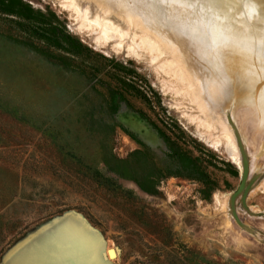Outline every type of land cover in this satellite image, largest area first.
<instances>
[{
  "label": "rangeland",
  "instance_id": "374dc122",
  "mask_svg": "<svg viewBox=\"0 0 264 264\" xmlns=\"http://www.w3.org/2000/svg\"><path fill=\"white\" fill-rule=\"evenodd\" d=\"M70 6L108 17L124 47L97 42ZM201 8L229 37L212 55L191 37ZM246 24L264 45V0H0V264L30 243H70L69 219L93 250H116L109 264H264V113L247 103L243 63L260 76L254 99L264 64L232 42ZM147 34L165 46L155 62L128 51ZM163 61L180 65L181 85Z\"/></svg>",
  "mask_w": 264,
  "mask_h": 264
},
{
  "label": "bare ground",
  "instance_id": "6f19581e",
  "mask_svg": "<svg viewBox=\"0 0 264 264\" xmlns=\"http://www.w3.org/2000/svg\"><path fill=\"white\" fill-rule=\"evenodd\" d=\"M189 1V0H188ZM185 2V1H184ZM187 2V1H186ZM140 3V2H139ZM191 3V2H190ZM194 5V4H193ZM69 6V5H68ZM141 6V5H140ZM71 8H72V10L73 11H75L77 14H78V18H79V20H80V22H81V28L82 29H85V30H87V31H90V32H97L98 33V39H97V42H99V43H103V42H115V47H117V48H119V49H121V48H123L124 46H123V42H124V40L126 39V32L123 30V29H119L116 25H115V23L114 22H112V21H110V19L108 18V17H104V18H94L93 16L92 17H90L88 14H87V17H86V13L84 14V13H82V11L78 8V7H75V6H70ZM145 7V6H144ZM148 8V7H147ZM149 9H151V8H149ZM156 9V8H155ZM195 9V8H194ZM157 10V9H156ZM159 12L161 11V10H158ZM256 11V10H255ZM107 12V11H106ZM158 12V13H159ZM171 12V11H170ZM241 12H243V11H241ZM253 12V11H252ZM151 13H153V12H151ZM156 13V12H155ZM106 14V13H105ZM130 14V13H129ZM184 14V13H183ZM131 15V14H130ZM129 15V16H130ZM158 15V14H157ZM156 15V16H157ZM163 15V14H162ZM192 15V14H191ZM89 16V17H88ZM107 16V15H106ZM128 16V17H129ZM154 16V15H153ZM185 17V16H184ZM254 17V16H253ZM155 18V17H154ZM160 18H162V17H160ZM132 19V18H131ZM139 19V18H138ZM167 19V18H166ZM169 19H171V18H169ZM158 20V19H157ZM156 20V21H157ZM165 20V19H164ZM190 20V19H189ZM251 20V19H250ZM162 21V20H161ZM160 21V22H161ZM166 21V20H165ZM262 21V20H261ZM132 22V21H131ZM135 22H136V20H135ZM148 22V21H147ZM152 22V21H151ZM158 22V21H157ZM192 22V21H191ZM194 22V21H193ZM253 22V21H252ZM137 23L139 24V22L137 21ZM162 23V22H161ZM166 23H167V21H166ZM121 24V23H120ZM163 24V23H162ZM171 24V23H170ZM164 25H165V23H164ZM174 25V24H173ZM247 25V27H248V32L245 34V35H247L245 38L244 37H242V35L241 34H239V33H237V31H235V32H233V34H232V42H233V45L236 47V49H238V53H239V55H240V52L239 51H241V50H244V51H249L250 53L252 52V53H254V56L256 55V57H257V59H258V61H260L261 63H263L264 64V45H262V42L261 41H259V40H256V39H254L253 38V36H254V33H257V34H259L260 32H262V29H261V31H259L258 30V28L256 27V26H254V28H255V30H256V32H254V30L252 29V24H246ZM137 26V25H136ZM140 26V25H139ZM138 26V27H139ZM141 26H142V24H141ZM193 26V25H192ZM129 27V26H128ZM127 27V28H128ZM191 27V26H190ZM144 28V27H143ZM168 28V27H167ZM170 28V27H169ZM188 28V27H187ZM173 29H175V27H173ZM233 29H235L234 27H233ZM141 30V29H140ZM180 30V29H179ZM247 30V29H246ZM148 31V30H147ZM189 31V30H188ZM144 33H145V31H144ZM151 33H153V32H151ZM149 34V33H148ZM148 34H147V36H144V37H141V39H140V46L137 44V41H136V36H131V38H130V43H129V45H128V51L129 52H132V53H134V55H138L139 54V52L140 51H145V52H147L150 56H151V58H152V62H155V59L156 60H159L160 58H159V56L161 57L162 55H163V49H164V47H160L158 44H159V40H157V41H155V40H153L152 38H150L149 36H148ZM174 35V34H173ZM179 35V34H178ZM155 38V37H154ZM184 38V37H183ZM165 39V38H164ZM190 38H188L187 40H189ZM126 42V41H125ZM155 42H157L158 44H156ZM179 42V41H178ZM171 43V42H170ZM162 44V43H161ZM164 44V43H163ZM172 44V43H171ZM165 45V44H164ZM180 45V44H179ZM194 45V44H193ZM162 46V45H161ZM197 48V47H196ZM222 48V47H221ZM172 49V48H171ZM202 49V48H201ZM227 49V48H226ZM176 51V50H175ZM175 51H173V52H175ZM224 51H225V49H224ZM229 51H231L230 50V48H229ZM198 52V51H197ZM233 52V51H232ZM236 52V51H235ZM237 53V52H236ZM244 53V52H243ZM168 54H169V52H168ZM172 54H174V53H172ZM177 54V53H176ZM197 54V53H196ZM229 54V53H228ZM245 54V53H244ZM155 55H156V58H155ZM165 55V54H164ZM163 55V56H164ZM178 55V54H177ZM162 56V57H163ZM174 55H172V57H173ZM180 56V55H179ZM238 56V55H237ZM242 56V55H241ZM248 56V55H247ZM176 58H177V56H176ZM203 59V58H202ZM220 59V58H219ZM241 59V58H240ZM249 59V58H248ZM242 60V59H241ZM240 60V61H241ZM255 60V59H254ZM220 61V60H219ZM239 61V60H238ZM244 61V60H243ZM257 61V62H258ZM180 62V61H179ZM189 63V62H188ZM241 63V62H240ZM255 62H253V64H254ZM260 63V64H261ZM153 64V63H152ZM220 64H222V61L220 62ZM225 64V63H224ZM224 64H222V65H224ZM244 64V68H243V71L244 72H246L247 73V75H248V77H249V82L251 83V86H252V90L250 91V93L252 94L249 98H248V100H247V103H249L250 105H251V107H253L254 108V106L257 104L258 105V108L260 107L261 108V110H263V112L262 113H264V87L263 88H261V89H259L260 91H258L259 92V97L258 98H256V99H254L255 97L253 96L254 95V93H255V90H254V88H255V86H256V84L259 82L258 81V78L260 77H258V75H257V73H256V71H255V69H256V67H254V65H252V64H250V63H248V62H246V63H243ZM220 66V65H219ZM238 65H236V67H237ZM240 66H242L241 64H240ZM179 67H180V65L178 66V63L177 62H173V61H168V62H166L165 61V63H164V61H163V63L161 64V65H159L158 66V68L157 69H159L161 72H163L164 74H166V75H168V76H173V77H175L176 78V80L177 81H179L180 82V85H181V83L183 82L181 79H182V76L184 75V74H180L181 72H180V70H179ZM217 67H218V65H217ZM259 67H261V66H259ZM258 69V68H257ZM195 70V69H194ZM221 70V69H220ZM196 71V70H195ZM264 71V70H263ZM186 72V71H185ZM184 72V73H185ZM258 72V71H257ZM217 75H218V73H216ZM211 75V74H210ZM181 76V77H180ZM220 76V75H219ZM222 79H224V80H226V78H224L223 76H220ZM236 77H238V75L236 76ZM191 78V77H190ZM195 78V77H194ZM238 78H240L241 79V77H238ZM186 79V77L183 79V80H185ZM170 80H171V78H170ZM190 80V79H189ZM243 79H241V81H242ZM262 80V79H261ZM240 81V80H239ZM241 81L239 82V83H241ZM166 82H168V81H166ZM247 82V81H246ZM189 83V82H188ZM187 83V85H189ZM207 83H208V81H207ZM243 84H244V82H242ZM241 83V84H242ZM264 83V82H263ZM166 84V83H165ZM168 84V83H167ZM166 84V85H167ZM176 84V83H175ZM246 84V83H245ZM177 85V84H176ZM180 85H178V86H180ZM197 85H198V83H197ZM168 86H170V85H168ZM183 86V85H182ZM181 86V88H183L184 89V87H182ZM171 87V86H170ZM195 88H197V86H194ZM199 87V86H198ZM187 88H189V86H187ZM187 88H185L184 90L186 91V89ZM170 89V88H169ZM201 89V88H200ZM170 90H172V89H170ZM169 90V91H170ZM187 90H189V89H187ZM196 90H199L198 88L196 89ZM178 91H181L182 92V90L180 89H178ZM171 92V91H170ZM176 92H177V90H176ZM180 92V93H181ZM193 92V91H192ZM196 92V91H195ZM217 92V93H216ZM177 93H179V92H177ZM176 93V94H177ZM183 93V92H182ZM187 93H188V91H187ZM215 93L217 94L215 97L216 98H218L219 100H222V97H220V91H219V93H218V91L216 90L215 91ZM175 94V95H176ZM195 94V93H194ZM179 94H177V96H178ZM188 95H190V94H188ZM258 94H256V96H257ZM180 96V95H179ZM190 97H191V95H190ZM191 99V98H190ZM201 100V99H200ZM191 101H192V99H191ZM195 101H196V99H195ZM197 102V101H196ZM195 102V103H196ZM222 102V101H221ZM197 104V103H196ZM204 103L202 102V105H203ZM225 104V103H224ZM255 104V105H254ZM195 105V104H194ZM194 105H192V106H194ZM199 106V105H198ZM204 106V105H203ZM200 107V106H199ZM256 109H258L257 107H255ZM204 109V108H203ZM200 110V109H199ZM198 110V111H199ZM204 111V110H203ZM206 111V110H205ZM204 111V112H205ZM256 111V110H255ZM208 112V111H207ZM257 112V111H256ZM203 114H205V113H203ZM243 118V117H242ZM191 119H193V118H191ZM199 119H201V118H199V117H197V118H195L194 120L196 121V120H199ZM239 119V118H238ZM245 119V118H244ZM200 121V120H199ZM240 121V120H239ZM201 122V121H200ZM245 123V122H244ZM243 123V124H244ZM211 124V123H210ZM247 124V123H246ZM213 125V124H212ZM215 125V124H214ZM198 126V125H197ZM218 126V125H217ZM223 126H221V128H222ZM208 128V127H207ZM214 128V127H213ZM210 129V128H209ZM215 129V128H214ZM219 129H220V127H219ZM224 129V128H223ZM222 130V129H221ZM209 131V130H208ZM224 131H226V130H224ZM232 132V131H231ZM220 138L223 140V141H225V143H226V145H227V147H228V149H229V155H230V159H231V161L235 164V165H237L238 166V168L240 169V170H242V164H241V158H240V151H239V147H237V145H236V143L237 142H235L234 140H233V137L231 136V135H229V134H227V133H222V131L220 132ZM258 136H261V139L262 138H264V130L263 131H261L260 132V135H258ZM243 141H246V138H245V136H243ZM235 140H236V138H235ZM252 143V142H251ZM215 147L217 148V144L215 145ZM251 147V146H250ZM256 148V147H255ZM251 149V148H250ZM247 150H248V152H249V148H247ZM256 153L255 154H253V169H255V165H257V163L259 162L256 158ZM255 158V159H254ZM251 170H252V168H251ZM256 171V170H255ZM262 186L263 187H261L260 189L262 190V193H264V181H263V183H262ZM67 248V247H66ZM70 253V252H69ZM68 256V255H67ZM72 256V255H71ZM77 256V255H76ZM100 258H101V260L102 261H104V262H108V261H113V260H115L116 258H117V252H116V250H114L112 247H110L106 252H102V254H101V256H100ZM74 262V261H73ZM78 263V262H77ZM81 264V263H80Z\"/></svg>",
  "mask_w": 264,
  "mask_h": 264
},
{
  "label": "crops",
  "instance_id": "0c3cea01",
  "mask_svg": "<svg viewBox=\"0 0 264 264\" xmlns=\"http://www.w3.org/2000/svg\"><path fill=\"white\" fill-rule=\"evenodd\" d=\"M61 234H63V237H65L67 235L70 236L69 240L65 241L67 243L70 241V243H68V244L63 243L61 245V248H63L64 251L59 249L60 252L63 253L62 254V260H63V262L65 261L66 264H78L79 262H82L81 257L84 254L82 256H80V254L78 253V250H80V248L85 250L86 253L89 252V254H88L90 256V258H89L90 263L89 264H109L112 262V261L104 262L102 260H101L102 262L99 261L101 259L100 258L101 253L92 249L93 245H94L93 239L90 237V235H88V233L86 231H84L83 227L81 226V224L79 225L78 222H70L67 225V227H65V230H63L61 232ZM71 234H73V235L71 236Z\"/></svg>",
  "mask_w": 264,
  "mask_h": 264
},
{
  "label": "clouds",
  "instance_id": "9594fccd",
  "mask_svg": "<svg viewBox=\"0 0 264 264\" xmlns=\"http://www.w3.org/2000/svg\"><path fill=\"white\" fill-rule=\"evenodd\" d=\"M198 19L194 21L190 28L191 37L197 43L203 44L206 48V54L212 55L216 52L221 43H227L229 37L224 35V29L217 22L210 9L201 8L196 13Z\"/></svg>",
  "mask_w": 264,
  "mask_h": 264
},
{
  "label": "water",
  "instance_id": "95a60500",
  "mask_svg": "<svg viewBox=\"0 0 264 264\" xmlns=\"http://www.w3.org/2000/svg\"><path fill=\"white\" fill-rule=\"evenodd\" d=\"M68 221L72 222V219L65 220V222ZM41 238L42 240L40 239V241H45V239L47 238L45 233L41 234ZM43 246L44 247L41 252L34 253V243H30L15 255V261L13 263L22 264L24 259L28 264H66V262H63L62 260L63 253L59 250L61 249L62 251H64V249L61 248V245H49L48 243H45Z\"/></svg>",
  "mask_w": 264,
  "mask_h": 264
}]
</instances>
